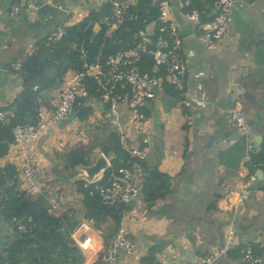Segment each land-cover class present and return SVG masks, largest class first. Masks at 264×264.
<instances>
[{"label":"crops","instance_id":"obj_1","mask_svg":"<svg viewBox=\"0 0 264 264\" xmlns=\"http://www.w3.org/2000/svg\"><path fill=\"white\" fill-rule=\"evenodd\" d=\"M26 1L34 8H28ZM206 3L209 9L204 13ZM214 4L209 0H172L173 18L183 38L186 88L177 91L167 82V72L161 67L159 76L164 82L154 89L155 98L148 101L143 126L131 124L126 107L117 118L91 93L88 101L39 141L36 170L44 184L42 194L29 192L20 172L10 162L13 140L2 141L8 147L0 155V168L13 166L23 190L32 197L44 195L50 214L70 219L65 224L76 245L81 223L91 216L87 215L85 202L89 190L84 186L88 182L74 181L76 166L82 163H71L80 155L85 164H91L101 153L111 161L113 155L104 151L102 143L111 144L115 135L126 150L142 161L134 163L133 168L127 167L135 174L136 183L147 188L149 176L156 168L171 183L172 192L157 198L152 206L142 191L121 219H126L129 237L138 245L139 264L194 262L223 246L232 214L230 200L258 163H251L252 154L264 152V0H236L231 8L228 36L215 49H208L202 34L215 14ZM15 5L20 10L13 15ZM101 9L97 0H0V110H16V100L24 90V74L15 64L23 65L48 33L75 19L80 11L88 16ZM194 10L202 12L199 22L185 17L186 12ZM157 17L154 12L149 19ZM151 20L145 25L144 35L152 31ZM116 38L118 44L119 36ZM121 42V48L130 45L120 39ZM141 67L153 73L155 64L150 54ZM61 84L35 86L34 90L46 105H52ZM187 93L192 108L182 104ZM236 101L242 102L249 120L246 135L237 132L229 114ZM184 112L193 114L192 126L184 125ZM146 137L148 143L143 141ZM110 177H104L99 184L109 183ZM154 185H159L158 179ZM3 210L0 196V264H10L8 248L24 235L26 231L19 225L25 223L17 218L15 223L13 218L7 220ZM234 216L240 242L215 264H242L246 242L253 245L255 255L264 264V173L258 175L251 197ZM93 229L91 250L99 255L113 237L115 221L106 215L102 221L95 219ZM121 264L137 262L122 254Z\"/></svg>","mask_w":264,"mask_h":264},{"label":"built area","instance_id":"obj_2","mask_svg":"<svg viewBox=\"0 0 264 264\" xmlns=\"http://www.w3.org/2000/svg\"><path fill=\"white\" fill-rule=\"evenodd\" d=\"M86 1V0H85ZM215 2V14L204 26L202 41L206 48L215 49L228 36L231 23V8L236 0H209ZM255 1V0H248ZM137 0H97L100 8L109 7L102 23L104 36L114 39L118 36L129 21L139 18L135 11ZM28 8H34L30 1ZM151 7L158 13L157 19L151 20L152 31L144 35L134 33L129 46L116 50L104 60L96 62L84 61L81 70L70 72L63 80L56 101L46 105L41 98L36 101L35 114L28 123L13 124L16 112L13 108L0 110V126H13V142L10 162L20 172L21 179L29 192L39 194L43 192L44 184L38 179L36 165L38 163V143L42 138L49 136L52 131L75 110L91 98L88 82L92 81L96 89V100L99 104L114 114L121 117L123 107L130 112V122L134 125H144L147 116L145 108L150 99L155 98L154 89L163 85L159 76L161 67L167 72V82L177 91L186 88L187 64L183 56V38L178 24L173 18L172 0H150ZM208 3L204 5L206 7ZM12 14L19 12L20 7H12ZM208 6L203 12H208ZM35 10V9H34ZM72 11L69 8L68 13ZM84 10L80 11L75 19L66 25L58 26L44 38V44L53 48L62 41L69 27L80 22L85 16ZM202 12L194 10L186 12L185 17L193 22H199ZM153 57L155 64L153 73L146 72L141 65L146 55ZM22 64L16 63L20 69ZM183 106L192 108V99L186 95L182 101ZM232 122L240 135L249 133V120L245 108L240 101H236L229 111ZM194 122L191 112H184V125L192 126ZM144 143L149 138L143 139ZM260 171H264V162H258L252 173L232 201V214L226 229V239L218 250L198 258L194 262L181 260L178 264H215L229 250L238 246L240 239L237 236L236 220L234 214L239 213L244 204L251 197L258 182ZM135 174L127 167H121L113 172L110 182L106 184H85L89 194H99L106 206L131 205L138 201L142 195V186L135 182ZM12 222H18L16 218ZM124 218L121 221L111 241L106 244L101 254H94L91 250V234L94 232L93 217L83 221L79 227L76 243L84 252L87 264H121V255L132 257L137 264L141 261L138 245L129 237V228ZM20 229L27 231L25 225L20 224ZM242 264H262L261 258L255 255L253 245L246 242L242 249Z\"/></svg>","mask_w":264,"mask_h":264},{"label":"trees","instance_id":"obj_3","mask_svg":"<svg viewBox=\"0 0 264 264\" xmlns=\"http://www.w3.org/2000/svg\"><path fill=\"white\" fill-rule=\"evenodd\" d=\"M109 11V7L92 11L79 24L69 27L66 37L53 48L46 47L43 43L24 62L21 68L24 74V90L16 100V119L13 124L28 123L34 116L36 100L39 97L38 91L34 90L35 86L46 88L57 85L62 83L70 72L81 70L85 60L89 62L104 60L109 54L122 47L120 45L124 43L120 44V39L131 44L134 33H143L145 25L151 20L149 18L153 17L154 12L157 13L151 7L150 0L149 2L137 0L135 11L139 18L129 21L120 30L117 44L115 40L117 38L108 39L104 36L105 25L102 19ZM96 23L102 25V31L92 40ZM88 84L90 94H96L93 82L90 81ZM12 134L11 126H0V155H3L8 147V144L6 147L2 141H12ZM113 137L115 139L111 137L112 140L109 141L111 144L102 143L104 151L113 155L112 166L106 172L105 179L120 167L133 168L134 163L142 162L139 157L124 148L120 138L115 135ZM252 156L251 163L264 162V152ZM74 158L71 163L73 166L86 163L80 155L79 159L74 160ZM7 179H13V182L10 184ZM155 179L159 180V185H154ZM148 184V187H143L142 191L145 190L147 201L151 206L157 198L172 192L170 179L157 168L150 174ZM85 194V202L89 209L87 215L101 221L106 215L111 216L115 221V234L129 206L122 204L106 206L98 195ZM0 196L5 218L22 220L27 228L24 235L8 248L10 264H84L85 256L71 238V231L65 224V221L70 222V219L50 214L48 200L44 195L32 197L23 190L13 166L0 168Z\"/></svg>","mask_w":264,"mask_h":264},{"label":"water","instance_id":"obj_4","mask_svg":"<svg viewBox=\"0 0 264 264\" xmlns=\"http://www.w3.org/2000/svg\"><path fill=\"white\" fill-rule=\"evenodd\" d=\"M103 20L104 18L102 21ZM101 30L102 25L100 23H96L93 30L92 40L98 36ZM111 166V161L108 159V157L101 153L97 156L93 163L79 164L76 166L78 174L74 177V181L84 180L90 184L100 183L104 179L106 172ZM263 173L264 171H260L259 175H262Z\"/></svg>","mask_w":264,"mask_h":264},{"label":"rangeland","instance_id":"obj_5","mask_svg":"<svg viewBox=\"0 0 264 264\" xmlns=\"http://www.w3.org/2000/svg\"><path fill=\"white\" fill-rule=\"evenodd\" d=\"M93 133H95V135L97 134L98 135V132H96V131H94ZM96 135V136H97ZM99 137V135L97 136V138ZM112 159H113V157H112ZM111 163H112V160H111ZM43 192H40L39 194H42Z\"/></svg>","mask_w":264,"mask_h":264},{"label":"clouds","instance_id":"obj_6","mask_svg":"<svg viewBox=\"0 0 264 264\" xmlns=\"http://www.w3.org/2000/svg\"><path fill=\"white\" fill-rule=\"evenodd\" d=\"M84 18H85V17H84ZM84 18H83V19H84ZM76 25H77V24H76ZM21 68H22V66H21ZM21 68H20V69H21ZM18 70H19V69H18ZM35 90H36V89H35ZM37 99H38V98H37ZM10 126H11V125H10Z\"/></svg>","mask_w":264,"mask_h":264}]
</instances>
